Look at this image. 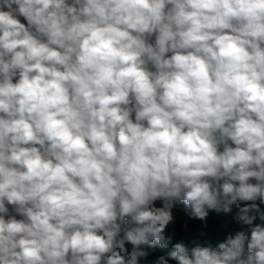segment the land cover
Listing matches in <instances>:
<instances>
[{
  "label": "clouds",
  "instance_id": "9594fccd",
  "mask_svg": "<svg viewBox=\"0 0 264 264\" xmlns=\"http://www.w3.org/2000/svg\"><path fill=\"white\" fill-rule=\"evenodd\" d=\"M262 204L264 0H0V264H264Z\"/></svg>",
  "mask_w": 264,
  "mask_h": 264
},
{
  "label": "trees",
  "instance_id": "16d2710c",
  "mask_svg": "<svg viewBox=\"0 0 264 264\" xmlns=\"http://www.w3.org/2000/svg\"><path fill=\"white\" fill-rule=\"evenodd\" d=\"M22 22H25L23 18H20ZM259 203V201H257ZM180 206V216H175V222L173 226H170V231H174L176 233L174 239H184L185 231H184V222L187 221V229L190 234L197 235L201 230V221L197 219H190L185 212L183 211L184 205L179 204ZM261 209L264 210V204L260 205ZM209 224V232L212 233L213 243L221 241L228 234H235L237 231L246 230L247 226H242L236 223L231 219V216L228 214H224L222 212L218 213L216 211L210 212L208 217ZM175 241H173L174 243ZM130 248L131 246L128 245ZM147 248V246H144ZM172 245L169 244L166 248L161 249L157 246L155 249L148 248L149 256L147 258H141L140 264H153L156 257L166 253L171 250ZM170 264H176L175 261H170Z\"/></svg>",
  "mask_w": 264,
  "mask_h": 264
},
{
  "label": "rangeland",
  "instance_id": "374dc122",
  "mask_svg": "<svg viewBox=\"0 0 264 264\" xmlns=\"http://www.w3.org/2000/svg\"><path fill=\"white\" fill-rule=\"evenodd\" d=\"M157 206H160V202L159 201H157ZM173 214L175 216H180V206H179V204H177L176 207L173 209Z\"/></svg>",
  "mask_w": 264,
  "mask_h": 264
}]
</instances>
